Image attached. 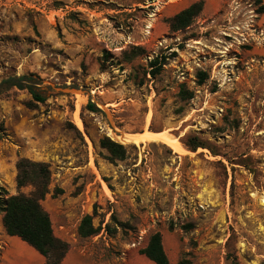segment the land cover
<instances>
[{
    "label": "rangeland",
    "instance_id": "374dc122",
    "mask_svg": "<svg viewBox=\"0 0 264 264\" xmlns=\"http://www.w3.org/2000/svg\"><path fill=\"white\" fill-rule=\"evenodd\" d=\"M198 1L0 0V81L35 73L47 97L0 96V186L32 195L17 186L18 161L48 164L41 203L53 228L74 238L92 215L99 232L84 239L106 264L155 232L170 264H264V1L204 0L190 27L171 30ZM145 131H167L185 151L118 139ZM105 137L124 145V160L111 162ZM197 142L206 147L187 146ZM12 245L38 257L0 211L1 262Z\"/></svg>",
    "mask_w": 264,
    "mask_h": 264
},
{
    "label": "trees",
    "instance_id": "16d2710c",
    "mask_svg": "<svg viewBox=\"0 0 264 264\" xmlns=\"http://www.w3.org/2000/svg\"><path fill=\"white\" fill-rule=\"evenodd\" d=\"M258 1L260 2L261 0ZM204 5L205 1L200 0L172 17L169 20L171 30L177 32L190 27L203 11ZM259 11L264 13V5L261 6ZM201 77V81H204L206 74L201 73ZM42 85V78L35 73L9 76L0 81V96L12 89L26 90L36 104L45 103L47 97L42 92ZM181 96L184 99H192L193 93L183 89ZM89 109L93 112L99 111L92 103L89 104ZM100 143L101 147L109 152L111 162L125 159L126 149L124 145L113 141L109 137H105ZM187 146L194 151L199 147H206L201 142L193 143L192 145L187 143ZM17 170V186L22 188L32 185L35 190L32 195L20 194L8 197L5 190L0 186V211L3 213V225L6 233L10 237L20 238L34 248L48 260L47 264H64L70 245L55 235L51 217L41 203L50 193L51 172L49 165L22 158L17 163ZM186 227L191 228L192 225L190 224ZM98 232L99 229L93 224V216L86 215L81 220L78 234L85 238ZM107 232L110 235H115L117 228H112L108 225ZM139 252L155 264H170L160 232L152 234L147 246ZM179 264L190 263L183 258Z\"/></svg>",
    "mask_w": 264,
    "mask_h": 264
},
{
    "label": "crops",
    "instance_id": "0c3cea01",
    "mask_svg": "<svg viewBox=\"0 0 264 264\" xmlns=\"http://www.w3.org/2000/svg\"><path fill=\"white\" fill-rule=\"evenodd\" d=\"M264 1V0H263ZM260 24L264 26V13L261 15ZM264 51V46H263ZM55 235L67 242L70 245V249L64 259V264H106L104 257L98 258L95 254L96 247L85 241L81 236H75L74 238L68 237L65 232L57 231L54 229ZM38 253V252H37ZM36 260L33 259L32 264H46L45 257L41 254H37ZM9 262V261H8ZM7 261L0 264H8ZM115 264H155L150 261L145 255L140 253L130 252L123 260Z\"/></svg>",
    "mask_w": 264,
    "mask_h": 264
},
{
    "label": "bare ground",
    "instance_id": "6f19581e",
    "mask_svg": "<svg viewBox=\"0 0 264 264\" xmlns=\"http://www.w3.org/2000/svg\"><path fill=\"white\" fill-rule=\"evenodd\" d=\"M77 124L79 127H83V123L81 119L76 117ZM118 139L121 140L124 143L136 145V146H142L150 141H155V140H160V139H165L168 141V143L171 145V147L175 150L177 153H182L185 151V148L177 142L175 138H173L171 135L165 132H148L145 131L144 133H137V134H129L125 133L122 134L121 136H118ZM21 249L22 251H20ZM29 251L28 248H22V246H10L9 251L10 252V257H9V262L8 264H32L33 259L31 258L32 261L27 260L25 257V252L23 251ZM8 255V256H9ZM34 256V254H32ZM31 256V257H33ZM34 258V257H33ZM36 260V258H35Z\"/></svg>",
    "mask_w": 264,
    "mask_h": 264
},
{
    "label": "built area",
    "instance_id": "2783aa9c",
    "mask_svg": "<svg viewBox=\"0 0 264 264\" xmlns=\"http://www.w3.org/2000/svg\"><path fill=\"white\" fill-rule=\"evenodd\" d=\"M68 8V7H67ZM64 11V8H60V9H57L55 12L56 13H61V12H63Z\"/></svg>",
    "mask_w": 264,
    "mask_h": 264
}]
</instances>
